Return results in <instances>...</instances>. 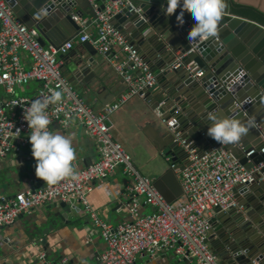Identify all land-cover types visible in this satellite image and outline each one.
I'll return each instance as SVG.
<instances>
[{"label":"built area","instance_id":"1","mask_svg":"<svg viewBox=\"0 0 264 264\" xmlns=\"http://www.w3.org/2000/svg\"><path fill=\"white\" fill-rule=\"evenodd\" d=\"M96 11L93 24L96 33L89 30L87 20L74 16L80 30L64 43L43 45L36 28H30L16 15L6 0H0V86L5 87L10 97L0 104V155L11 153L17 143L28 145L30 129L23 118L24 108L42 95H50L49 89L62 91V100L46 110L52 123L64 126L73 122L83 125L95 139L99 158L83 168L73 165L77 179L64 178L55 185H42L34 190L17 193L13 198L0 201V227L10 226L22 214H29L37 207L57 200H78L90 216L93 227L89 232H98L106 241V249L97 258V264H136L140 253L156 255L164 249H174L182 258L192 257L196 264H224L221 257L208 244L212 233V215L218 208L229 210L237 206L233 189L242 183L263 180L257 172L258 166L244 165L225 148L213 147L199 156L192 148V142L180 138V145L189 153V163L181 169L172 162V169L180 180L183 195L175 202H168L155 187V178L147 176L137 167L133 155L115 139L108 124V118L119 110L140 90L156 82V74L129 44L124 34L113 23L114 15L128 4L127 0H89ZM104 6V8H102ZM91 42L98 52L106 56L110 66L127 82L128 92L120 100L107 105L102 111H95L75 88L63 70L60 55L68 54L77 42ZM25 52L31 60L26 67L21 59ZM107 53H109L107 55ZM180 58L170 65L179 68ZM194 77L204 75L196 63L187 65ZM139 71L142 74L137 75ZM41 83L32 96H14L16 89L31 81ZM160 116V111L157 110ZM172 129L174 118L163 120ZM264 152V149L262 150ZM122 168L129 179L128 189L133 201L130 212L131 222L117 226L100 218L88 198L91 183L102 180ZM143 197L144 203L153 211L141 213L136 197ZM39 264H68L63 258L49 260L45 252L38 257Z\"/></svg>","mask_w":264,"mask_h":264},{"label":"water","instance_id":"2","mask_svg":"<svg viewBox=\"0 0 264 264\" xmlns=\"http://www.w3.org/2000/svg\"><path fill=\"white\" fill-rule=\"evenodd\" d=\"M6 1L24 24L39 31L40 42L45 46H58L76 36L81 27L74 19L75 15L82 18L87 12L96 17L89 0ZM127 2L114 15L112 23L156 74V82L141 89L129 101L143 98L162 124L165 119L176 120L172 129L167 127L170 137L162 153L171 155L172 162L183 169L190 161L187 149L180 145L182 138L192 142L191 147L199 156L224 145L244 165L264 164V25L232 12L235 2L264 13L263 1L225 0L216 36L195 41L188 40V32L195 24L190 10H185L184 21L180 23L176 19L180 6L175 13L165 16L162 6H167L166 0ZM77 6L82 10L76 11ZM41 10L45 14L37 16ZM91 23L92 19L87 22L88 25ZM82 44L88 54L73 57L68 78L72 83L76 79L83 81L89 85L90 93L101 95L110 81L98 72L109 62L94 44L89 41ZM179 58L180 67L171 69L170 65ZM192 62L204 70L203 76L197 78L189 73L187 65ZM117 97V93L109 100L98 96L99 102L92 108L100 111ZM92 100L93 96L89 102ZM210 114L220 119L236 118L246 126L250 120L253 124L238 143L219 144L207 135V128L212 124ZM181 158H185L184 164H179ZM35 164L33 161L28 166L34 168ZM90 164L84 159V165ZM257 177H264V165ZM154 184L170 203L183 195L180 180L172 168L155 179ZM233 192L237 206L229 210L217 209L218 215L211 218L213 232L208 237V244L224 264H264V179L239 184ZM76 203L75 198L57 200L49 207L51 224L42 230L37 224V229L29 232L36 238V244L49 249V235L59 221L66 223L64 219H68L73 210L80 211L81 207ZM4 227L7 226L0 228Z\"/></svg>","mask_w":264,"mask_h":264},{"label":"crops","instance_id":"3","mask_svg":"<svg viewBox=\"0 0 264 264\" xmlns=\"http://www.w3.org/2000/svg\"><path fill=\"white\" fill-rule=\"evenodd\" d=\"M75 10L80 11L82 8L77 6ZM82 19L87 22L92 19L89 30L95 34L94 17L84 12ZM78 54H88L83 44L79 42L68 54L60 55L67 77L72 69L71 61ZM21 59L26 67L31 66V60L26 53H21ZM104 59L106 60V57ZM139 73V71L136 72L137 75ZM98 74L105 76L110 81L107 88L102 90L101 95L90 93L89 85L83 81L76 79L72 83L91 106L99 102L98 96L109 100L114 93H117L118 97L109 103L112 104L127 94V82L109 66V63L105 64ZM40 86L39 81H31L27 85L18 87L14 96L32 97ZM10 96L5 87L0 86V104ZM92 96L93 100L89 102V98ZM107 122L115 139L121 142L133 155L137 166L144 174L158 179L172 168L168 160V157L172 158V156L162 153V148L166 146L167 139L170 137V130L160 122L155 112L150 110L149 103H146L143 98H134L128 101L110 115ZM51 129L74 137L75 158L72 161L73 165L83 168L86 166L84 159L94 163L95 155L99 158L95 139L80 123L73 122L67 126L55 123ZM33 161L35 159L31 153L30 143L26 146L17 143V147L11 153L5 156L0 155V199L13 198L17 193L34 190L46 184L35 175V166L34 168L28 166ZM185 161V158H181L179 164H184ZM128 184L129 179L122 168L117 169L105 179L91 183L92 191L88 196L90 203L100 218L114 226L133 220L130 212L133 197L127 187ZM136 198L140 202L142 214L153 211L144 203L143 197ZM54 202L51 201L37 207L31 213L23 214L24 217H19L14 224L0 228L1 263L39 264L38 257L45 252L47 258L53 261L66 258L68 264H97V258L106 249V241L100 233L89 232V227H93L92 219L85 212L82 204L78 203V200L76 204L81 207L80 211L73 210L68 219H64L66 223L61 222L62 220L59 221L55 230L49 235V249H44L43 244H36V238L30 233L37 229V224L41 230L51 224L48 214L50 213L49 207ZM217 215L218 212H215L212 217ZM136 264H196V262L191 256L182 258L174 249H164L154 256L146 252L138 254Z\"/></svg>","mask_w":264,"mask_h":264},{"label":"clouds","instance_id":"4","mask_svg":"<svg viewBox=\"0 0 264 264\" xmlns=\"http://www.w3.org/2000/svg\"><path fill=\"white\" fill-rule=\"evenodd\" d=\"M166 7L162 6L165 16L180 11L176 16L178 22L183 23L185 10H190L195 20L194 26L188 32V40L214 37L218 31V24L222 19L225 0H166ZM45 14L43 10L37 16ZM50 95H42L34 99L24 108L23 118L30 129L29 142L34 157L35 175L48 185H55L64 178L77 179L72 161L75 158L74 137L61 134L49 128L52 123L46 110L50 105L62 100V91L49 89ZM212 124L207 128V135L219 144H236L245 136L253 121L248 126L239 119L225 117L223 119L209 115Z\"/></svg>","mask_w":264,"mask_h":264},{"label":"trees","instance_id":"5","mask_svg":"<svg viewBox=\"0 0 264 264\" xmlns=\"http://www.w3.org/2000/svg\"><path fill=\"white\" fill-rule=\"evenodd\" d=\"M232 12L237 15L255 20L264 25V13L252 6L237 4L233 2Z\"/></svg>","mask_w":264,"mask_h":264},{"label":"rangeland","instance_id":"6","mask_svg":"<svg viewBox=\"0 0 264 264\" xmlns=\"http://www.w3.org/2000/svg\"><path fill=\"white\" fill-rule=\"evenodd\" d=\"M25 53V52H24ZM27 54V53H26ZM136 163V162H135ZM137 165V164H136ZM138 167V166H137ZM139 168V167H138ZM140 169V168H139ZM141 170V169H140ZM142 171V170H141ZM144 174V172H142ZM146 175V174H145ZM148 176V175H147ZM151 177V176H150Z\"/></svg>","mask_w":264,"mask_h":264},{"label":"bare ground","instance_id":"7","mask_svg":"<svg viewBox=\"0 0 264 264\" xmlns=\"http://www.w3.org/2000/svg\"><path fill=\"white\" fill-rule=\"evenodd\" d=\"M263 1V3H264V0H262Z\"/></svg>","mask_w":264,"mask_h":264}]
</instances>
